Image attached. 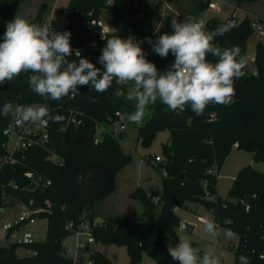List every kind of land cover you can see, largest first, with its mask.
Listing matches in <instances>:
<instances>
[{"label": "trees", "instance_id": "trees-1", "mask_svg": "<svg viewBox=\"0 0 264 264\" xmlns=\"http://www.w3.org/2000/svg\"><path fill=\"white\" fill-rule=\"evenodd\" d=\"M24 0H0V42L6 30V15L15 12ZM237 7L260 0H234ZM144 0H140L143 5ZM209 7V0H197L189 17H201ZM102 9L113 11V24L119 34L134 29L138 34L146 58L155 63L161 71L166 69L160 64L156 54L147 56L149 37L147 14L142 20L132 22V9L128 0H116L113 7L104 0H69L66 9L70 19L68 31L71 43L82 50L81 56L101 68L98 58L100 52L90 51L87 43L98 37L100 27L93 21L98 19ZM49 3L43 1L36 16L30 23H47ZM252 19L245 16L224 36L215 40L217 46L230 48L239 46L246 56L247 41L254 31ZM225 24L218 17H210L207 22L209 31ZM256 73L243 69L245 75L235 81L234 103L224 106L210 104L202 115H196L190 105L172 111L159 100L150 105L149 117L139 127V138L149 145L156 133L169 131V141L163 145L162 160L155 168L162 175L163 193L161 211L155 213L156 203L139 188L134 196L144 206L140 219L133 224L126 219L123 224L106 218L93 226L97 244L125 246L130 262L139 264L144 254H148L158 264H179L168 254L164 238L176 237L181 225L177 208L187 209L189 203H200L211 211V219L226 229H231L246 242L249 253L264 250V172L247 165L241 168L229 197L218 195V178L226 159L238 143L239 150L253 153L255 161L264 162V41L256 47ZM209 60H215L209 55ZM78 58L74 59L77 60ZM174 60V59H173ZM172 62V61H171ZM170 62V63H171ZM169 63V64H170ZM31 73H21L13 81L0 86V104L5 99H14L21 104H46L57 107L63 121L57 123L51 142L45 148L30 149L19 156L17 165L5 164L0 172V209L10 204H29L32 208L45 207L50 201V212L40 213L39 219L47 220L46 237L33 244L8 242L0 246V264H115L105 252L86 249L85 255L76 260L64 255V240L72 235L67 228L69 223L78 225L81 220L94 222L97 201L112 194L118 172L131 161V155L122 150L120 140L109 131H102L98 138L97 127L108 126L116 120V112L126 113L127 108L135 110V102L124 98L115 100L113 87L105 93H97L89 86H81L79 94L64 97L62 101L43 100L28 86L27 77ZM95 102H92V100ZM69 111L82 119L79 126L68 125L63 131L58 127L67 124ZM12 117L0 116V154L4 152V128ZM121 133L120 136H123ZM155 155L154 159L156 158ZM56 157V159H52ZM153 156L146 159L151 163ZM32 171L51 181L46 187H35L25 173ZM15 183L18 188L10 186ZM256 195V197H254ZM245 202V203H244ZM249 205L247 210L246 205ZM18 227L7 231L9 237ZM26 248L36 255L19 252ZM255 264H264L256 254ZM91 262V263H89Z\"/></svg>", "mask_w": 264, "mask_h": 264}, {"label": "clouds", "instance_id": "clouds-1", "mask_svg": "<svg viewBox=\"0 0 264 264\" xmlns=\"http://www.w3.org/2000/svg\"><path fill=\"white\" fill-rule=\"evenodd\" d=\"M228 22L208 31L206 21L197 17L171 20V33L158 35L153 41L145 37L152 51L161 58L169 54L174 60L161 71L146 58L141 47L144 41L133 36L107 38L101 49L96 67L71 46V32H58L50 23H30L16 16L7 22L0 42V86L21 73L27 77L29 89L43 100L59 103L64 97L79 94L81 86H89L97 93H105L116 87L115 100L124 98L135 102V111L128 119L142 123L150 105L159 100L175 111L190 105L196 115H202L210 104L228 106L234 103L235 81L245 75L247 57L239 46L221 48L216 45L218 36H224L231 28ZM95 47V45H93ZM75 55L78 59L70 61ZM209 55L215 60H209ZM92 102H95L93 99ZM0 116H11L18 127L37 121H63L62 116H52L48 108L40 104L23 105L14 99L0 104ZM204 230L217 236L218 225L214 219H204ZM228 238L235 233L225 230ZM178 243L167 245L168 254L179 264H221L223 252L211 248L201 255L188 236H178ZM240 264H250L248 257L240 256Z\"/></svg>", "mask_w": 264, "mask_h": 264}, {"label": "rangeland", "instance_id": "rangeland-1", "mask_svg": "<svg viewBox=\"0 0 264 264\" xmlns=\"http://www.w3.org/2000/svg\"><path fill=\"white\" fill-rule=\"evenodd\" d=\"M43 1L49 3V11L46 15L47 23L51 24L53 30L58 31L59 28L65 25L67 18L66 9L69 0H24L15 12L6 15L7 22L12 21L16 16L22 17L30 22L37 14V11ZM197 0H144L142 8L147 14V23L149 37L155 41L158 35L171 33V20H186L190 16L191 10L194 8ZM218 9H211L209 16L226 19L230 13L235 10V14L239 19L249 16L252 20L264 18V0L255 3H245L240 7L235 6L234 0H217ZM1 15V12H0ZM113 13L109 10H101L99 20L104 26L111 27ZM260 40L257 31L254 30L247 41L246 69L253 72L255 64H253L249 56L256 53V47ZM151 46L148 44L147 56L152 59L154 56ZM174 57L169 54L167 58L160 57V64L164 69L173 61ZM135 110L127 108L123 115V120L126 124L124 135L120 136L119 132L116 136L119 138L122 150L131 155L130 163L121 169L116 177L115 189L108 198L99 200L94 205L96 213V221L102 222L106 218H112L116 223L123 224L126 219H129L133 224L140 219V214L144 210L143 204L134 196V193L142 188L145 193L150 195L162 196L163 184L162 175L155 168V155H162L163 145L169 141V131L156 133L153 141L149 145H144L139 138V127L145 124L149 117V112H146L142 123L134 124L128 119L130 113ZM110 126L101 124L97 127L98 133L103 129L110 130ZM152 155L151 163L146 159ZM251 165L256 170L264 172V162L255 161L253 153L234 148L231 154L226 159L218 178V195L229 197L233 185V180L237 177L242 167ZM8 206L0 209V246L6 245L8 242H16L24 236L26 232H31L35 239H44L46 237L47 221L38 219L34 226H20L9 237L7 231L3 230V223L12 221L15 217L23 212V208L19 204H10L11 200L7 199ZM161 201L156 203L155 213L158 215L161 211ZM189 208H177L176 213L181 218V225L177 230V236L167 235L164 238L166 246L171 243L175 246L178 241V236H188L193 241V246L199 248L201 255L204 251L215 250L217 254L223 252L221 264H235V254L230 249V243L239 241L238 235L233 238H228L225 235L226 228L218 226L217 236L213 237L204 230L203 220L211 219V211L200 203H189ZM188 222L195 226L192 232L185 231L183 224ZM69 250L64 252V255L73 257L76 253V237L71 235L65 240ZM65 245V244H64ZM66 247V245H65ZM96 246H92L95 248ZM97 249L105 252L110 260L115 264H129L130 258L125 246L115 244L104 245L100 244ZM22 254L23 252H19ZM139 264H158L148 254H144Z\"/></svg>", "mask_w": 264, "mask_h": 264}, {"label": "built area", "instance_id": "built-area-1", "mask_svg": "<svg viewBox=\"0 0 264 264\" xmlns=\"http://www.w3.org/2000/svg\"><path fill=\"white\" fill-rule=\"evenodd\" d=\"M129 5L132 9V15L136 17V20H142L145 17V12L143 11L142 5L140 3V0H128ZM116 3V0H104V4L108 7H113ZM219 6L217 4V0H209V7L205 11V13L199 17V19H203L206 21V29L209 31L207 27L208 19L211 17L209 16V11L211 9H218ZM103 10V9H102ZM109 10L113 13L110 9ZM101 11V10H100ZM100 14V12H99ZM128 19H130L128 17ZM223 22L226 24L228 22L232 23V27L236 26L239 22V18L235 14V10H233L230 13V16L223 20ZM94 24L99 25L100 27V33L98 37L94 40H91L87 43L86 48L90 51H96L101 53V49L105 46L106 39L112 38L114 36H120L122 38L127 39L129 36H133L136 40H138V34L134 31V29H129L126 34H119L114 27L113 24V16H112V25L104 26L100 20L99 16L97 20L93 21ZM70 25V19L66 18L65 25L58 29V32H64L68 31V27ZM254 30L257 31L260 38H264V18H258L256 20H252L251 23ZM95 45V47H93ZM71 46L75 51H79L82 54L81 48L73 45L71 43ZM77 57L75 55L70 56L68 59L70 61L76 59ZM249 59L252 63L255 64L256 56L251 55L249 56ZM256 73V71L254 72ZM21 104V103H20ZM40 104V103H37ZM28 105V104H23ZM32 105V104H31ZM44 105L48 108L50 114L52 116H60V113L58 112L57 107H51L46 104H40ZM124 113L118 111L116 112V120H111L112 123H110L108 126H110V130L103 129V131H109L113 133L115 136L119 132V134L124 133L126 130V124L123 120ZM67 124L61 125L58 127L59 130L63 131L66 129V127L70 124L79 126L82 123V119L78 117V115L73 112L69 111ZM57 128V123L52 122L51 120H44V121H37L34 123L26 124L22 127L16 126L14 120L12 121L4 128L3 134L5 136V142L3 144V150L4 152L0 154V172L2 167L5 164L9 165H17L20 163L19 156H24L30 149L33 148H45L48 147V145L51 142V137L53 131ZM102 132V131H101ZM100 132V133H101ZM100 133H98V138L96 141L100 139ZM234 148H238V143L234 144ZM52 159H56V157H53ZM162 160L161 156H156L155 161L159 162ZM26 177L29 178L31 183L35 187H46L51 184V181L41 175H38L32 171H28L25 173ZM10 186L17 189L18 186L15 183H10ZM256 197V195H254ZM245 203V202H244ZM23 208V212L15 217L12 221H6L3 223V230L9 231L10 229L14 227H20V226H34L38 221V215L40 213H48L50 212L49 207L51 206L50 201H46L45 207L42 208H32L33 201H30L29 204H19ZM247 210H249V205H246ZM98 223L96 221L90 222L88 220H81L78 225H75L74 223H69L67 225V228L72 231V235L76 237V253L72 257L76 260L81 259L83 255H85L86 249H95L92 248V246L96 245V240L93 235V226ZM220 226L219 224H217ZM39 239H35L34 235L31 232H26L22 238H20L18 241L22 242L23 244H33L35 241H38ZM230 249L235 254V264H240L239 257L240 256H246L248 257L250 264H255V261L253 260L254 255H258L259 259L264 261V250L257 252L256 249H252V253H249L246 242L241 241L239 238V241L237 243L231 242L230 243ZM24 255H36V252L30 249L23 248ZM69 250V249H68ZM66 248V251H68ZM91 263V262H89Z\"/></svg>", "mask_w": 264, "mask_h": 264}, {"label": "water", "instance_id": "water-1", "mask_svg": "<svg viewBox=\"0 0 264 264\" xmlns=\"http://www.w3.org/2000/svg\"><path fill=\"white\" fill-rule=\"evenodd\" d=\"M130 19H131L132 22H135V21H136V17H135L134 15H131V16H130ZM16 102H17V103H20L19 101H16ZM133 123L136 124L135 122H133ZM150 198H151L155 203H158L161 197L158 196V195H150ZM183 227H184L185 231H188V232H192V231L194 230V228H195L194 225H192V224H190V223H188V222H185V223L183 224Z\"/></svg>", "mask_w": 264, "mask_h": 264}, {"label": "crops", "instance_id": "crops-1", "mask_svg": "<svg viewBox=\"0 0 264 264\" xmlns=\"http://www.w3.org/2000/svg\"><path fill=\"white\" fill-rule=\"evenodd\" d=\"M236 6V5H235ZM253 55H255V54H253ZM254 64V63H253ZM256 71V68L254 69V71L253 72H255ZM161 197V196H160ZM108 198V197H107ZM159 201H161V198H160V200ZM47 221V220H46ZM95 221H96V218H95ZM96 222H98V221H96ZM101 222V221H100ZM42 240V239H41ZM66 240V239H65ZM65 240H64V244L66 245V248H67V250L69 249L68 248V246H67V244H66V242H65ZM98 245H100V244H96V245H94V246H96L95 247V249H97V246ZM98 250V249H97ZM21 252H23L24 253V250L23 249H21ZM23 253L21 254V255H23Z\"/></svg>", "mask_w": 264, "mask_h": 264}]
</instances>
